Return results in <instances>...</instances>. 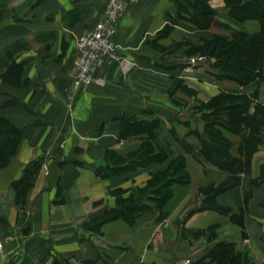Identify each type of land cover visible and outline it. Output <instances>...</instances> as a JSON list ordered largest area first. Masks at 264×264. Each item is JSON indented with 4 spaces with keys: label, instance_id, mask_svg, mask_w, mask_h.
<instances>
[{
    "label": "crops",
    "instance_id": "obj_1",
    "mask_svg": "<svg viewBox=\"0 0 264 264\" xmlns=\"http://www.w3.org/2000/svg\"><path fill=\"white\" fill-rule=\"evenodd\" d=\"M105 1L5 0L0 72L22 64L27 84L0 77V119L21 133L13 168H0V264H194L220 243L233 244L247 264H264V129L248 172L230 174L202 155L196 109L227 93L248 97L252 114L256 103L264 106V79L240 85L209 65L189 69L192 55L179 47L241 28L255 34L259 22L238 23L225 0H208L217 14L202 30L178 18L180 10L186 17L181 5L191 12L195 0H126L115 53L72 97L75 41L101 18ZM167 25L170 34L157 37ZM261 71L264 77V60ZM223 134L240 157V136ZM161 150L164 162L146 159ZM177 159L187 181L162 200L144 197L134 226L117 219L99 232L87 227ZM35 162L40 170L19 204L12 184ZM210 191L217 208L244 212L243 228L204 204Z\"/></svg>",
    "mask_w": 264,
    "mask_h": 264
},
{
    "label": "trees",
    "instance_id": "obj_2",
    "mask_svg": "<svg viewBox=\"0 0 264 264\" xmlns=\"http://www.w3.org/2000/svg\"><path fill=\"white\" fill-rule=\"evenodd\" d=\"M207 1L189 2V5H193L191 12L188 11V7L181 5V9L186 12V17L182 16L180 10L178 18L186 20L196 28L209 29L217 12L207 4ZM225 9L227 15L238 23H243L248 19L257 20L260 24L259 32L248 34L241 28L229 34H214L212 40L181 42L179 47H185L188 55L206 56L209 60V67L215 70L217 76L232 79L240 85L263 80L261 70L264 60V0H225ZM171 30L172 26L167 25L157 37H167ZM22 72L23 65L12 61L4 71L0 72V77L11 85H26L27 81L21 83ZM250 102L246 96L222 93L196 108L202 112L201 117L204 119L203 131L200 135L198 134L202 144V155L209 162L230 174L248 172L251 155L260 143V135L264 129V106L256 103L254 112L250 114L248 113ZM224 130L240 136L241 141L237 150L240 157L234 156L232 143L224 136ZM20 140V131L8 121L0 119V165L6 163L7 158L15 155ZM145 157L147 160L162 163L167 155L164 150H161L156 156L145 155ZM171 166H174L172 170ZM40 167L37 162L26 166L22 178L12 184L19 204L25 201V196L31 186V179ZM178 171L184 172L183 162L179 159L171 162L165 173L153 175L146 188L134 191L126 199H119L116 208L106 210L87 227L93 232H99L103 224L117 219L126 221L131 227L134 226L136 214L146 209L143 198L149 195L161 198L155 199L157 201L166 198L170 186L181 182L174 177ZM166 175L169 177L165 180ZM184 175L183 181L186 182L185 172ZM156 184L159 185L156 186ZM232 184H224L219 190H224ZM161 189L168 190L163 198L155 195ZM212 193V191L206 193L210 198H207L204 204L227 214L231 222L243 228L244 212L241 210L236 214L217 208L212 200ZM54 263L61 264L57 260ZM194 264H247V261L245 255L237 251L233 244L220 243Z\"/></svg>",
    "mask_w": 264,
    "mask_h": 264
},
{
    "label": "built area",
    "instance_id": "obj_3",
    "mask_svg": "<svg viewBox=\"0 0 264 264\" xmlns=\"http://www.w3.org/2000/svg\"><path fill=\"white\" fill-rule=\"evenodd\" d=\"M127 8L126 0H106L101 18L85 35L76 39L72 97L84 92L95 82L99 67L115 53L118 25ZM208 63V58L203 55H193L187 59L189 69L208 65ZM185 264H190V261L186 259Z\"/></svg>",
    "mask_w": 264,
    "mask_h": 264
},
{
    "label": "rangeland",
    "instance_id": "obj_4",
    "mask_svg": "<svg viewBox=\"0 0 264 264\" xmlns=\"http://www.w3.org/2000/svg\"><path fill=\"white\" fill-rule=\"evenodd\" d=\"M5 11H6V6H5V0H0V18H2V19H4V20H6V19H9V15H7V16H4V13H5ZM200 120H202V122H203V118L200 116ZM204 124V123H203ZM14 157V156H13ZM13 157L11 156V157H9V158H7V162L5 163H2L1 165H0V168L2 169H4V168H13V165H11V162H12V160H13ZM174 164H175V162H174ZM177 164V163H176ZM172 168H171V170L174 168V166H171ZM186 174V173H185ZM166 178H165V180L169 177V175H166L165 176ZM178 181L180 180L181 182H184L183 180L185 179V175H184V172L183 171H178L176 174H175V176H174ZM164 180V181H165ZM229 182V184L231 183V180L230 181H228ZM228 182H226L225 184L226 185H228ZM179 183V182H178ZM159 184H156V186H158ZM223 186V185H222ZM167 192H168V190H164V189H161L159 192H157L155 195H157V196H160V197H164L166 194H167Z\"/></svg>",
    "mask_w": 264,
    "mask_h": 264
},
{
    "label": "water",
    "instance_id": "obj_5",
    "mask_svg": "<svg viewBox=\"0 0 264 264\" xmlns=\"http://www.w3.org/2000/svg\"><path fill=\"white\" fill-rule=\"evenodd\" d=\"M30 225H31V222L30 221H27L25 226L23 227L22 231H21V234L23 236L27 235L28 232H29V229H30Z\"/></svg>",
    "mask_w": 264,
    "mask_h": 264
}]
</instances>
